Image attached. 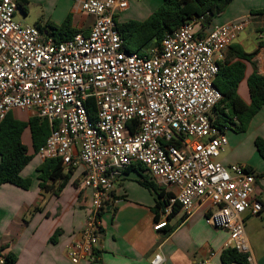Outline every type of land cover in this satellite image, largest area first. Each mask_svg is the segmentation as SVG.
<instances>
[{"label":"built area","instance_id":"built-area-1","mask_svg":"<svg viewBox=\"0 0 264 264\" xmlns=\"http://www.w3.org/2000/svg\"><path fill=\"white\" fill-rule=\"evenodd\" d=\"M20 1L0 0V124L10 111L34 113L52 129L40 158L60 159L67 172L82 168L79 188L90 189L93 201L68 248L71 261L97 263L101 213L121 201L123 171L141 163L160 186L176 189L166 191L156 231L169 226L176 205L189 214L197 201H209L207 224L227 230L229 248L251 262L245 223L264 211L259 176L219 160L228 139L213 117L222 98L215 79L246 22L198 36L199 19L187 21L140 56L125 49L118 17L144 0H83L81 11L94 24L62 42L18 22ZM164 262L161 252L151 259ZM0 264H8L2 253Z\"/></svg>","mask_w":264,"mask_h":264},{"label":"crops","instance_id":"crops-1","mask_svg":"<svg viewBox=\"0 0 264 264\" xmlns=\"http://www.w3.org/2000/svg\"><path fill=\"white\" fill-rule=\"evenodd\" d=\"M82 1L21 0L20 3H28V13H24L25 21L31 16L35 6L42 8L38 19L37 16L28 19L35 26L43 27L46 22L61 25L70 16L73 29L77 33L88 34L95 18L81 11ZM237 2L238 0H233L227 10L217 16L204 32L206 34L215 25L246 22L245 29L236 42L247 52L257 51L252 63L247 64L245 78L239 86L241 98L250 103L247 85L249 76L254 72L264 76V31H261L264 28V14L254 13L264 9V0ZM147 9L150 15L153 10ZM42 31L48 33L46 30ZM24 113L29 117L34 116L32 112ZM14 114L20 118L18 112ZM250 124L255 126L257 132L262 129L264 107L253 117ZM27 132L23 142L28 152L33 153L30 132ZM262 135L264 137V133ZM225 161L226 159L221 160L227 165L228 162ZM239 161L255 172L250 161L236 160ZM43 162L37 154L21 172L23 177L32 179L29 189L11 183L0 185V250L4 256L12 255L14 264H74L67 251L80 237L92 205L93 192L79 188L82 168L73 170L69 182L59 194L42 189L39 185L38 168ZM133 173L135 174L133 171H123L116 184V195L121 201L115 207L107 206L101 213L102 231L96 264H151V259L158 252L164 255V264H199L205 261L209 264H223L222 253L229 248V232L207 224L206 216L211 209L209 201H197L189 214L178 207L170 215L169 226L156 231L154 225L158 220H155L153 207L157 195L139 182L137 185L128 182L134 176ZM136 174L134 181H139L140 175ZM151 178L157 183L152 176ZM263 179L262 176L258 179L257 192L264 204L259 188L263 185ZM48 184H54L56 189L60 182L50 181ZM164 188L168 192L176 190L173 186ZM250 221L255 226L251 235L246 227L252 250L250 264H264V211L260 217H247L245 226ZM169 229L173 231L168 232ZM79 264L91 263L81 261Z\"/></svg>","mask_w":264,"mask_h":264},{"label":"trees","instance_id":"trees-1","mask_svg":"<svg viewBox=\"0 0 264 264\" xmlns=\"http://www.w3.org/2000/svg\"><path fill=\"white\" fill-rule=\"evenodd\" d=\"M232 2L233 0H163L159 8L145 20L119 23L118 28L122 34L125 49L143 56L149 49L160 47L166 34L177 31L187 21L199 19L200 29L197 30V34L203 36L205 29L217 16L224 13ZM19 7L25 14L28 13V3H19ZM254 13L264 14V9ZM37 27L46 30L56 42L71 39L77 34L72 27L70 16L61 25L46 22L43 27L40 25ZM261 31H264V28ZM256 53L257 51L247 52L242 45L234 42L228 48L226 59L220 65L214 84L222 98L213 108V117L215 125L222 132L231 129L245 132L253 117L264 107L263 75L254 72L247 80L250 103L245 102L239 94V86L245 78L247 64L252 63ZM27 131L30 132L33 153L28 152L23 142ZM51 131L49 122L36 115L29 117L28 120H22L15 116L14 111L7 113L0 124V185L11 183L23 189L30 188L32 179L23 177L21 172L38 154ZM255 143L259 155L264 160V139L258 138ZM73 170L65 172L60 159H46L38 168L39 185L42 189L59 194L69 182ZM126 170L139 174L138 182L157 195L153 211L155 220H159L171 194L166 193L164 187L153 181L147 173V168L141 163L133 164ZM258 176L261 177V175ZM50 181L60 182V184L55 189L54 184H48ZM178 207L180 206L174 207L173 213ZM173 229H169L168 232H172ZM6 259L8 264L15 263L14 257L10 254L6 255ZM222 262L223 264H250L247 255L232 248L223 251Z\"/></svg>","mask_w":264,"mask_h":264},{"label":"rangeland","instance_id":"rangeland-1","mask_svg":"<svg viewBox=\"0 0 264 264\" xmlns=\"http://www.w3.org/2000/svg\"><path fill=\"white\" fill-rule=\"evenodd\" d=\"M241 1L243 2L244 0H238L237 3H240ZM161 4H162V0H145L141 2H132L131 7L128 11L119 14V17H118L119 23H125L130 20L143 21L149 16L148 15L149 11L147 8H152L153 10L152 13H153L155 10L159 8ZM41 14H42V8L39 5H37L32 10L31 16L27 18V21L24 20L25 14L23 10L21 9L17 10L15 19L18 22H21V23L24 22L23 23L24 25L35 26L28 19L35 18L36 16L38 19V17ZM198 29H200L199 24L196 25V31ZM14 112H18L17 115L22 120H27L29 118L28 114L24 113V111L14 110ZM25 133H28V132H25ZM262 133H264V126L259 132H257V129L255 128V126H253V124H250V123H249L247 130L244 133H238L233 129H231V131L227 130L226 137L228 138V140L230 139L229 140L230 143L225 146V150L224 152H222L219 160L221 161L223 159H226L225 162H228L227 166L231 164H245V163H241L240 161L236 162L237 159H244L245 162L250 161L255 173L264 177V160L260 157L256 149V143H255L258 138L264 139ZM135 174L132 178H129L128 182L134 183V185H137L139 183L137 180L134 181ZM262 184L263 185L262 186L260 185L259 188L262 191V195L264 199V179L262 180ZM246 227H247V232L250 235L255 230V226H253L252 221L248 222Z\"/></svg>","mask_w":264,"mask_h":264}]
</instances>
